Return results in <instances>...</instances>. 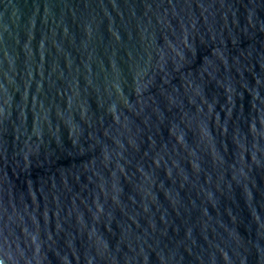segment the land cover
<instances>
[{
    "label": "water",
    "instance_id": "1",
    "mask_svg": "<svg viewBox=\"0 0 264 264\" xmlns=\"http://www.w3.org/2000/svg\"><path fill=\"white\" fill-rule=\"evenodd\" d=\"M0 264H264V0H0Z\"/></svg>",
    "mask_w": 264,
    "mask_h": 264
}]
</instances>
